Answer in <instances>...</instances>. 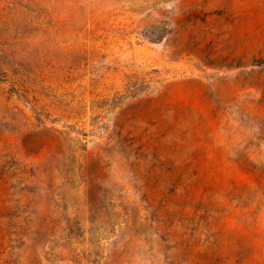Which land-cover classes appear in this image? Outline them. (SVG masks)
<instances>
[{
    "label": "rangeland",
    "instance_id": "374dc122",
    "mask_svg": "<svg viewBox=\"0 0 264 264\" xmlns=\"http://www.w3.org/2000/svg\"><path fill=\"white\" fill-rule=\"evenodd\" d=\"M0 264H264V0H0Z\"/></svg>",
    "mask_w": 264,
    "mask_h": 264
}]
</instances>
